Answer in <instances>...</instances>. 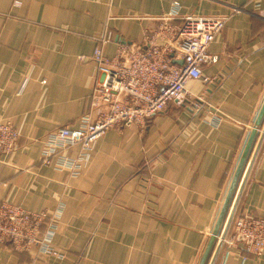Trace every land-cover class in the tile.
Here are the masks:
<instances>
[{
	"label": "crops",
	"instance_id": "crops-1",
	"mask_svg": "<svg viewBox=\"0 0 264 264\" xmlns=\"http://www.w3.org/2000/svg\"><path fill=\"white\" fill-rule=\"evenodd\" d=\"M175 1L182 15L230 16L209 46L218 61L203 67L216 82L187 84L200 108L172 102L144 129L108 131L78 175L58 157L45 164L48 137L97 116L95 50L112 58L141 43ZM263 103L264 0H0V122L20 136L15 151L0 152V203L57 217L59 253L0 245V264H199ZM256 151L213 264H264L234 224L264 218L262 129L250 160Z\"/></svg>",
	"mask_w": 264,
	"mask_h": 264
},
{
	"label": "built area",
	"instance_id": "built-area-1",
	"mask_svg": "<svg viewBox=\"0 0 264 264\" xmlns=\"http://www.w3.org/2000/svg\"><path fill=\"white\" fill-rule=\"evenodd\" d=\"M246 11L236 7L232 14ZM230 16L182 15L178 1L169 12L157 18L158 27L146 31L139 44L119 45L108 58L101 47L94 53L98 64V81L92 101L97 116L85 115L77 127H59L46 141L42 161L79 174L80 161L89 158L93 146L112 129L130 126L145 128L154 115L168 109L172 102L184 105L189 100L199 109L197 99L187 89L191 80L216 79L203 74L205 65L216 63L209 52L215 37L224 31ZM181 61L182 64L178 62ZM220 122V120H217ZM19 133L10 122H0V152L18 148ZM80 147L78 159L66 156L69 149ZM57 217L46 211L32 212L9 202L0 203V245L9 244L19 253L37 249L39 253L58 255L52 241ZM246 253L258 255L264 250V218L245 215L235 224Z\"/></svg>",
	"mask_w": 264,
	"mask_h": 264
},
{
	"label": "water",
	"instance_id": "water-1",
	"mask_svg": "<svg viewBox=\"0 0 264 264\" xmlns=\"http://www.w3.org/2000/svg\"><path fill=\"white\" fill-rule=\"evenodd\" d=\"M178 63L182 64L181 61H179ZM263 123H264V103L254 123L249 139L245 145L244 151L242 153L241 159L239 161V164L237 166V169L231 181V185L225 197L221 211L219 213L214 229L211 233V236L209 238V241L200 259L199 264H213L214 257H215V254H213V252L215 251L214 253H216L215 246L217 242L219 241V236L221 235L222 237L225 238L224 233L226 232V230H228V228L231 225L234 211H235L236 204H237V200H238L237 199L238 197L237 189L239 188V184L241 183V181L245 180L247 174L250 171L253 159L256 156L257 151L254 152L253 158L252 160H250L255 144H256V141H257V137L259 135V132L261 129L264 132Z\"/></svg>",
	"mask_w": 264,
	"mask_h": 264
},
{
	"label": "trees",
	"instance_id": "trees-1",
	"mask_svg": "<svg viewBox=\"0 0 264 264\" xmlns=\"http://www.w3.org/2000/svg\"><path fill=\"white\" fill-rule=\"evenodd\" d=\"M234 224H236V221H234Z\"/></svg>",
	"mask_w": 264,
	"mask_h": 264
}]
</instances>
